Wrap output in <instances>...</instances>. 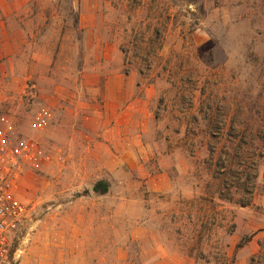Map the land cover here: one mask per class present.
Segmentation results:
<instances>
[{"label": "rangeland", "instance_id": "obj_1", "mask_svg": "<svg viewBox=\"0 0 264 264\" xmlns=\"http://www.w3.org/2000/svg\"><path fill=\"white\" fill-rule=\"evenodd\" d=\"M30 7L33 36L14 63L23 87L0 107L10 138L40 148L16 191L33 228L15 264H150L164 252L184 258L180 264H264V0ZM108 80L149 100L152 90L156 121L146 151L115 156L57 126L56 116H82V104L111 96ZM30 84L34 98L25 95ZM160 173L178 183L158 196L166 205L150 191V174ZM102 179L108 191L94 192ZM190 186L194 199L172 203ZM150 205L185 212L152 218L164 249L151 247Z\"/></svg>", "mask_w": 264, "mask_h": 264}, {"label": "crops", "instance_id": "obj_2", "mask_svg": "<svg viewBox=\"0 0 264 264\" xmlns=\"http://www.w3.org/2000/svg\"><path fill=\"white\" fill-rule=\"evenodd\" d=\"M32 0H0V107L5 101L14 98L16 85L14 63L16 57L21 56L25 45L32 33L29 30L33 19L29 17ZM121 75L117 77L120 78ZM128 78V77H127ZM106 88L114 90L111 96L105 97L100 103L82 104L86 107L82 116H56L59 128L77 130L84 138L96 140L101 146H108L109 151L117 156L123 152L137 155L146 151V137L154 130L156 116L153 112V94L150 89V100L146 96L136 95V87L126 84L123 80L105 81ZM93 87H97L93 86ZM98 89V88H97ZM94 105L93 110L91 106ZM150 144V160L152 159ZM121 162V159L117 158ZM151 166V163H150ZM196 186H190V192L178 194L172 198V203L179 200L190 201L196 196ZM178 190V183L164 173L150 174V191L154 194V201L166 205L165 198L160 194ZM156 193L158 195H156ZM163 201V202H161ZM161 208V207H159ZM165 209V208H161ZM181 210V211H180ZM185 213L180 206L158 211L150 205V243L152 248L164 249L156 239L159 230L152 218L158 215L177 217ZM160 233V232H159ZM184 258L177 255L160 256L152 258L150 264H180Z\"/></svg>", "mask_w": 264, "mask_h": 264}, {"label": "built area", "instance_id": "obj_3", "mask_svg": "<svg viewBox=\"0 0 264 264\" xmlns=\"http://www.w3.org/2000/svg\"><path fill=\"white\" fill-rule=\"evenodd\" d=\"M25 95L34 98V84L26 87ZM39 126H44V117H39ZM40 156L38 143L30 138L13 141L0 126V264H15L17 254L22 252L20 242L24 233L33 228V212L23 202L17 187L25 169L32 166Z\"/></svg>", "mask_w": 264, "mask_h": 264}, {"label": "trees", "instance_id": "obj_4", "mask_svg": "<svg viewBox=\"0 0 264 264\" xmlns=\"http://www.w3.org/2000/svg\"><path fill=\"white\" fill-rule=\"evenodd\" d=\"M108 189H109V183L107 180H104V179L97 181L92 187V190L94 192H99L102 194L107 192ZM249 204H250V202H247V203H244L242 205H249Z\"/></svg>", "mask_w": 264, "mask_h": 264}]
</instances>
